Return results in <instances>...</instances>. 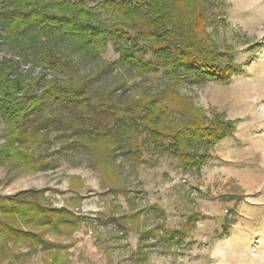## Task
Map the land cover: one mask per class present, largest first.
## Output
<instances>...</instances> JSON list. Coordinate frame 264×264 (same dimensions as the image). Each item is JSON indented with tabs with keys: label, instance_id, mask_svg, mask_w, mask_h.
<instances>
[{
	"label": "trees",
	"instance_id": "1",
	"mask_svg": "<svg viewBox=\"0 0 264 264\" xmlns=\"http://www.w3.org/2000/svg\"><path fill=\"white\" fill-rule=\"evenodd\" d=\"M224 5L223 0H0V44L9 53L0 57V167L9 175L38 161L39 169L47 168L49 133L57 121L94 136L123 128L121 152L138 159L141 142L179 160L185 170L199 168L209 147L235 127V120L217 111L207 115L182 93L193 84H225L239 71L233 50H218L207 31L213 21L224 20ZM107 39L116 42L118 58L81 74L80 63L99 59ZM255 46L262 44L250 50ZM117 67L130 74L160 73L161 84L132 96L119 113L112 96L122 86L99 91L96 85ZM45 198L44 189L0 193V264L22 245L41 246L47 264H65L67 251L44 231L71 232L80 216L46 206ZM152 208L162 215L160 207ZM197 214L188 215L182 228L166 231L167 244L174 237L183 241Z\"/></svg>",
	"mask_w": 264,
	"mask_h": 264
},
{
	"label": "rangeland",
	"instance_id": "2",
	"mask_svg": "<svg viewBox=\"0 0 264 264\" xmlns=\"http://www.w3.org/2000/svg\"><path fill=\"white\" fill-rule=\"evenodd\" d=\"M223 1L224 20L213 21L207 31L218 50H233L239 71L225 84H193L182 93L207 115L217 111L235 120V127L209 147L199 168L185 170L179 160L141 142L140 158L121 152L123 128L94 136L57 121L49 133L47 168L39 169L38 161L9 175L0 167L1 194L44 189L46 206L80 216L71 232L44 231L67 251L65 264H264V0ZM254 43L262 46L250 50ZM8 54L0 44V57ZM118 56L116 42L107 39L100 58L81 62L80 73L97 71ZM160 76L117 67L96 85L99 91L130 87L112 96L123 113L132 96L157 88ZM193 213L197 220L184 240L174 237L167 244L166 231L182 228ZM13 251L1 264H47L41 246Z\"/></svg>",
	"mask_w": 264,
	"mask_h": 264
}]
</instances>
